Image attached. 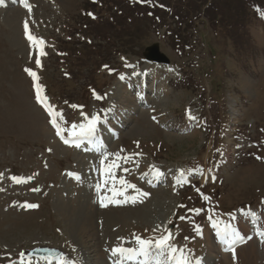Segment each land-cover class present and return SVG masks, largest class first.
<instances>
[{"label": "rangeland", "instance_id": "obj_1", "mask_svg": "<svg viewBox=\"0 0 264 264\" xmlns=\"http://www.w3.org/2000/svg\"><path fill=\"white\" fill-rule=\"evenodd\" d=\"M178 1L0 3V264L45 246L65 264H114L113 247L161 235L203 264H264V13ZM167 4L179 19L145 12ZM152 44L167 65L143 59ZM93 116L105 120L95 132L103 150L54 136ZM212 221L252 236L235 260Z\"/></svg>", "mask_w": 264, "mask_h": 264}, {"label": "snow or ice", "instance_id": "obj_2", "mask_svg": "<svg viewBox=\"0 0 264 264\" xmlns=\"http://www.w3.org/2000/svg\"><path fill=\"white\" fill-rule=\"evenodd\" d=\"M21 4L24 5V7L29 8V11H31L30 6L26 3V0H19ZM95 2V0H93ZM0 3H3V0H0ZM88 15L92 16L93 19L95 17L92 15V13H88ZM24 31L27 40L38 49L39 56H44L45 52L43 51V40H38L34 35L29 34V27L28 23H24ZM36 65L41 64V60L37 58L35 60ZM25 71L28 73L29 76L33 78V80L36 79V73L32 71L29 68H26ZM122 78V77H121ZM36 100L37 102L43 103L44 97L40 95V85L36 84ZM99 99V97H97ZM73 107H76L73 105ZM155 119V118H153ZM195 119V118H193ZM101 118L99 116H93L86 124L79 125V132L73 131L72 135L74 137L78 138H89L92 137L93 134L97 130V126L100 123ZM53 124L55 125V121H53ZM57 131L56 135L61 136V139H64L61 135L59 126H56ZM76 128V125H73V129ZM65 144H69L70 142L66 139H64ZM74 147L79 148L80 143H74ZM50 151V150H49ZM257 160L262 159L260 156H256ZM203 171V170H201ZM183 174V170H181ZM74 175V174H72ZM162 173L157 172V176H162ZM213 182L216 181V176H212ZM187 182V181H185ZM132 187H135L134 185ZM97 189L99 190V185H97ZM116 195H121V193H116ZM143 196H147L148 193H142ZM135 201V197L132 198ZM205 200H208L209 197L205 196ZM111 203L119 204L120 201L113 200L110 201ZM100 205L102 207H106L107 205L104 203V200H100ZM28 209H35L38 207L37 204H26L24 205ZM199 211V210H197ZM246 215H249L253 218V220H256L254 213H247ZM212 227L217 229V236L221 239V241L226 245L224 248L225 251H231L232 252V258L235 260L236 258V245L245 242V237L241 235L239 231H237L235 228L231 227L230 225H224L223 228H220L218 223L216 221H212ZM198 234L199 230H198ZM256 234L261 237L262 242H264V231H261L259 228L256 231ZM247 239H252V236L249 235ZM170 235H161L159 238L155 239V242L153 243V240L151 239H142L137 237L136 238V246L135 247H113L111 249V254L113 257H117L116 264H122V259L127 260H135L137 258H142L139 260V264H201V260L199 258L193 260L190 259L189 255L185 253L183 249H177L173 245L169 243ZM23 256V253L20 254ZM72 264H76V261H72Z\"/></svg>", "mask_w": 264, "mask_h": 264}, {"label": "trees", "instance_id": "obj_3", "mask_svg": "<svg viewBox=\"0 0 264 264\" xmlns=\"http://www.w3.org/2000/svg\"><path fill=\"white\" fill-rule=\"evenodd\" d=\"M173 1V0H172ZM175 1V0H174ZM180 1L181 0H179L178 2V4H180ZM183 1H188V0H183ZM196 2H199V1H201V0H195ZM209 1H211V3L209 4V8L210 7H214V8H217V6H216V4L217 3H221V4H223V3H232V1H236V3L238 4L237 5V7H235L236 9H239V12L238 13H241V12H243V13H246L248 10H250L251 12H255L256 10H261V11H263L264 12V0H209ZM109 3H110V1H108ZM159 4V3H158ZM162 4V3H161ZM205 6V5H204ZM183 10H181V12H182ZM238 11V10H237ZM246 11V12H245ZM147 14H149V17H155V14H154V12H157V15H159L160 16V18L162 19V18H164V17H167V16H169V17H174V18H177V19H179L178 18V16L176 15V10H175V8H173V7H170L168 4L167 5H165V7L163 6L162 7V5H160V6H155V7H153L152 9H149V10H146L145 11ZM179 13V11H178V14H182V13ZM198 12H200V11H198ZM203 12H204V10H203ZM184 14H187V15H190L189 14V12H187V11H185V12H183ZM191 13V12H190ZM141 13H139V15H140ZM174 14V15H173ZM197 15H199V13L197 14ZM196 15V16H197ZM218 16H220V15H217L216 17L218 18ZM149 17H146V19H144L145 21L146 20H150L151 21V18H149ZM215 17V13H213V18ZM236 19H238V18H241L242 16H240L239 14H238V16H234ZM195 18V17H194ZM187 19H188V17H187ZM151 24H152V21H151Z\"/></svg>", "mask_w": 264, "mask_h": 264}, {"label": "water", "instance_id": "obj_4", "mask_svg": "<svg viewBox=\"0 0 264 264\" xmlns=\"http://www.w3.org/2000/svg\"><path fill=\"white\" fill-rule=\"evenodd\" d=\"M143 57L147 61H155V62H160V63H165L167 64L169 60L167 57H165L162 53L159 52L157 44H153L145 49V52L143 53ZM29 254H34V255H40V256H56L60 254V252L56 249L52 248H35L29 251Z\"/></svg>", "mask_w": 264, "mask_h": 264}, {"label": "bare ground", "instance_id": "obj_5", "mask_svg": "<svg viewBox=\"0 0 264 264\" xmlns=\"http://www.w3.org/2000/svg\"><path fill=\"white\" fill-rule=\"evenodd\" d=\"M113 115V113L112 114H110V116H112ZM104 116H102V118H103ZM102 122H104L103 120H102ZM63 136V135H62ZM63 137H66V136H63ZM58 139H60V141H62V139H61V136H58ZM69 140V139H68ZM93 141V140H91V138L89 137V138H77V142L78 143H82V142H88V141ZM94 142V141H93ZM96 156V155H95ZM94 155H92V159L95 157ZM96 158V157H95ZM98 160V159H97ZM104 162V163H103ZM106 162H105V160L104 159H102V163H101V166L102 165H104ZM106 166V165H105ZM106 168V167H105ZM109 172V171H108ZM106 174V173H105ZM103 176V175H102ZM110 177H112V175H110ZM106 179V176L104 175L103 176V179ZM113 179V178H112ZM109 180H111V179H109ZM104 181V180H103ZM106 182V181H105ZM109 182V181H108ZM102 183V182H101ZM106 184V183H105ZM99 185V184H98ZM104 185V184H103ZM88 213V212H87ZM113 216V215H112ZM123 217V216H122ZM112 218H115V217H112ZM228 225H230L231 227H233V228H235L234 227V225L231 223V222H229V224ZM209 226V225H208ZM210 227V226H209ZM215 228H213V230H214ZM217 230V229H216ZM214 232V231H213ZM96 248V247H95ZM94 249V248H93ZM89 252H87V251H85V249H84V251H83V253L82 254H86V255H84V258L83 259H85V258H87V255H89L88 254ZM72 255V254H71ZM77 257V256H76ZM83 257V256H82ZM109 257V256H108ZM89 258V257H88ZM197 258V257H196ZM195 258V259H196ZM14 259V258H13ZM42 260L43 259H35V258H31V259H28V260H24L23 262H22V264H41V262H42ZM108 261V260H107ZM30 262H32V263H30ZM60 261H58V260H54V261H50L49 262V264H60L59 263Z\"/></svg>", "mask_w": 264, "mask_h": 264}]
</instances>
